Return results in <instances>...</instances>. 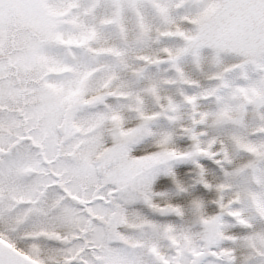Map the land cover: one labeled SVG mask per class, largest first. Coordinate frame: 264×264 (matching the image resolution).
<instances>
[{
  "label": "snow or ice",
  "instance_id": "6c2138e0",
  "mask_svg": "<svg viewBox=\"0 0 264 264\" xmlns=\"http://www.w3.org/2000/svg\"><path fill=\"white\" fill-rule=\"evenodd\" d=\"M0 264H264V0H0Z\"/></svg>",
  "mask_w": 264,
  "mask_h": 264
}]
</instances>
